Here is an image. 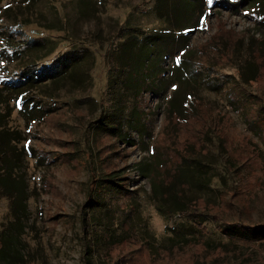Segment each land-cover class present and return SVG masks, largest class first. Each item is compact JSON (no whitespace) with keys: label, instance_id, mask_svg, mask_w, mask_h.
<instances>
[{"label":"rangeland","instance_id":"rangeland-1","mask_svg":"<svg viewBox=\"0 0 264 264\" xmlns=\"http://www.w3.org/2000/svg\"><path fill=\"white\" fill-rule=\"evenodd\" d=\"M15 1L0 0V12ZM90 1L83 15L75 0H44L42 19L25 28L54 48L29 70L59 83L20 88L18 106L42 119L20 113L14 95L0 106L19 136L14 184L24 194L14 209L0 188V264H264V244L218 229L264 224V10L250 0H195L189 10L180 4L167 34L155 0ZM134 30L150 37L130 47ZM122 45L135 75L117 92ZM70 59L78 86L66 77ZM22 63L0 65V81ZM170 107L186 120L170 118ZM183 156L213 175L210 187L188 177L166 182ZM195 199L200 229L167 216ZM194 236L203 247L159 252ZM215 248L228 252L208 256Z\"/></svg>","mask_w":264,"mask_h":264},{"label":"trees","instance_id":"trees-1","mask_svg":"<svg viewBox=\"0 0 264 264\" xmlns=\"http://www.w3.org/2000/svg\"><path fill=\"white\" fill-rule=\"evenodd\" d=\"M44 0H16L12 4L7 5L1 12H0V24L2 21H6V19H9L8 16L12 15V20L7 25V35L4 37L5 34H3L4 28L0 27V65H4L7 61H11L12 63H19L22 60L26 62V65L22 63V66L18 68L19 65H17L16 71L19 73H15L11 75V72L6 73L8 74L1 77L0 81V106L5 105V103H8L9 100V94L11 96H15L13 99V104H15V108H17L20 113L24 114L27 117H38V110L35 108H26L23 106V103L18 106V103L22 101L20 98V94L24 92V90H21L20 88L22 86H25L28 82L29 84L35 85V89L38 93L37 86L39 85H46V83H49L51 85H55L56 83H59L58 79H55L54 76H45L44 73H38L33 70H29L30 68H33L37 66L39 63L43 61V59L47 58L54 50L47 49L45 50V43L40 40H36V37L30 36L25 32V28L30 27L31 25H34L37 23L39 19H42V14L38 11L36 12V7ZM45 1H51L55 2L56 0H45ZM251 1V7L252 9L257 10H264V0H250ZM174 3L173 1L168 0H155L154 5V12L159 20H165L166 29L165 32L168 34L173 30V25H169L171 21H176L178 18L177 14L180 12V4L182 6H185V9L189 10L190 5L196 4L195 0H176L174 5L170 6L169 3ZM178 2V3H177ZM76 8L80 14H87L89 10L91 9V1L90 0H75ZM170 12V13H169ZM172 12V13H171ZM171 14V15H170ZM170 16H173V19H170ZM39 26H37L38 28ZM177 28L180 27V25L176 26ZM47 28V27H46ZM149 32L143 31V30H134L133 32L127 34V39L125 40L126 45L127 40H132L130 44V47H132L134 41H143L147 39L149 36ZM165 34V33H164ZM124 43V42H123ZM125 45V44H124ZM126 46V47H128ZM124 46L122 45L121 51L122 55L119 60V64L116 65V83H111V86L113 89H115L117 92L121 91V88L124 90L125 87V80L129 77H133L135 74L132 71L131 66L133 63L128 64V57L126 55L127 51L125 50ZM138 53V52H137ZM253 53V52H252ZM139 54V53H138ZM138 56V55H137ZM127 57V59H126ZM133 57V56H131ZM130 60V59H129ZM71 61V59H70ZM73 62V63H72ZM251 62L256 66V63L254 61V58H251ZM71 70L68 73V77L74 85L78 86V80L77 76L74 73L76 64H78L77 60L71 61ZM24 65V66H23ZM130 67V68H128ZM22 68H25V71L22 70ZM258 68V67H256ZM5 69V67H4ZM15 72V71H14ZM36 72V73H35ZM36 76V79H32L31 77ZM2 79L5 80L6 84L4 85ZM15 79H18L19 81L14 82ZM20 79H23V81H20ZM38 79V80H37ZM37 80V81H35ZM255 81L253 78L252 81ZM1 82L3 84H1ZM34 89V90H35ZM19 90L21 92H19ZM3 93H6V96H1ZM140 94V90L136 92V96ZM41 95V94H40ZM18 97L20 99H18ZM264 110V109H263ZM170 118L175 117L179 121H185L186 117L182 114H179L177 111H175L173 108L170 107L169 110ZM44 115L39 113V117L44 118ZM7 121L6 116L4 114H1L0 112V188L2 189V192L6 197H8V200H11V205L14 209L21 208L22 205V197H23V190L21 188H18L15 186V178L14 173L15 169L18 167V152L16 149V142L19 139V136L16 132H12L7 127ZM114 130V129H112ZM162 165V164H161ZM166 168V166L164 165ZM167 169V168H166ZM167 176L166 182L172 184L176 179H183V177H188L192 183L194 182V185L199 188H207L211 186L213 175H209L206 171L202 169V164L197 161L195 158L192 159V157L187 158L186 156L181 157L180 161L173 166V170H166L165 173ZM15 186V187H14ZM236 190V188H235ZM220 204L216 209H218L222 203L223 199L220 197L219 199ZM202 202L199 199H195L193 201H190L189 204H185L181 201L176 202L175 207L172 211H169L167 216L171 215H182L185 216L186 219L190 220L191 223L195 226V228L200 229L201 223L198 220L196 214V210H198L199 203ZM203 203V202H202ZM189 207L193 209V212H188ZM211 208L213 206H210ZM214 207V208H215ZM213 208V209H214ZM163 216L166 217V215L163 214ZM218 229L221 233V235L227 237V238H236L240 239L243 242H250L252 245H260L264 244V224H257V225H243L238 223H224V224H218ZM186 245H192V246H200L203 247L204 245L200 242V239L197 238V236H194L192 238L183 239L181 241H175L173 244H171L169 247L160 249L159 252H164L165 254H173L175 251H181L183 246ZM4 248V242L0 240V251H3ZM148 252L152 256H156L159 252L153 253L148 246H146ZM213 253L210 255H221L226 252H228L226 249H219L215 248ZM206 256L205 258H207ZM224 262H227V260H224Z\"/></svg>","mask_w":264,"mask_h":264},{"label":"snow or ice","instance_id":"snow-or-ice-1","mask_svg":"<svg viewBox=\"0 0 264 264\" xmlns=\"http://www.w3.org/2000/svg\"><path fill=\"white\" fill-rule=\"evenodd\" d=\"M209 2H211V0H209Z\"/></svg>","mask_w":264,"mask_h":264}]
</instances>
